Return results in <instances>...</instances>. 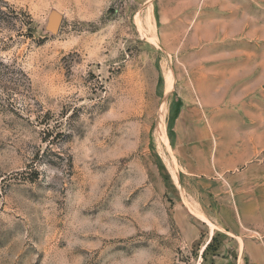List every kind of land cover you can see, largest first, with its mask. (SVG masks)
<instances>
[{
	"label": "rangeland",
	"instance_id": "rangeland-1",
	"mask_svg": "<svg viewBox=\"0 0 264 264\" xmlns=\"http://www.w3.org/2000/svg\"><path fill=\"white\" fill-rule=\"evenodd\" d=\"M219 56L264 65V0H0V264H264L217 199L264 131Z\"/></svg>",
	"mask_w": 264,
	"mask_h": 264
},
{
	"label": "crops",
	"instance_id": "crops-1",
	"mask_svg": "<svg viewBox=\"0 0 264 264\" xmlns=\"http://www.w3.org/2000/svg\"><path fill=\"white\" fill-rule=\"evenodd\" d=\"M250 58V56H242ZM227 63L220 64L221 56L217 57V72L226 73L227 82L229 84V109L226 112L227 118L231 120L243 121H264L263 104L253 106L250 101L251 84H258L257 78L253 82H247L250 77L244 76V73L264 72V65L259 64H238L234 63L232 57L226 56ZM239 59V58H238ZM256 96V95H253ZM263 103V102H262ZM264 131L257 134V140L253 139V134L244 135L247 140L242 143V149L238 152L244 154L249 151L258 155L257 161L249 157L247 163L241 169L232 164L234 157H229V172L224 178L226 184L225 195L217 198L219 201H225V209L227 215L223 220L225 232L229 235V211L232 217L237 221L239 228L248 229L254 232V236L246 238L239 235V231L230 230L235 236L241 240V245L247 255L257 252L261 255L264 262ZM243 141V140H242ZM241 156V155H237ZM215 161L218 155L214 156ZM231 161V162H230ZM215 164V163H214ZM240 168V167H239ZM214 170L217 175L215 180L219 182L222 177L223 170L219 169L216 164ZM220 203V202H219ZM222 203V202H221ZM257 263V261H255Z\"/></svg>",
	"mask_w": 264,
	"mask_h": 264
},
{
	"label": "bare ground",
	"instance_id": "bare-ground-1",
	"mask_svg": "<svg viewBox=\"0 0 264 264\" xmlns=\"http://www.w3.org/2000/svg\"><path fill=\"white\" fill-rule=\"evenodd\" d=\"M171 86V85H170ZM171 89V88H170ZM160 114V113H159ZM160 115H162V114H160ZM163 122V121H162ZM161 134H163V133H161ZM201 216V215H200ZM202 217V216H201Z\"/></svg>",
	"mask_w": 264,
	"mask_h": 264
}]
</instances>
